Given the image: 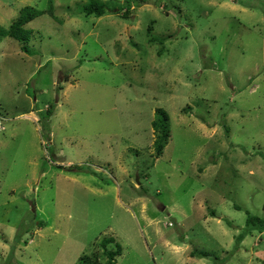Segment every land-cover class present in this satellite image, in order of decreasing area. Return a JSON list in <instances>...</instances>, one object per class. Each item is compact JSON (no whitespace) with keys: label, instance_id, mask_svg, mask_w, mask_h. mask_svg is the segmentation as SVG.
I'll return each mask as SVG.
<instances>
[{"label":"rangeland","instance_id":"374dc122","mask_svg":"<svg viewBox=\"0 0 264 264\" xmlns=\"http://www.w3.org/2000/svg\"><path fill=\"white\" fill-rule=\"evenodd\" d=\"M89 1L0 0V264H264V0Z\"/></svg>","mask_w":264,"mask_h":264},{"label":"trees","instance_id":"16d2710c","mask_svg":"<svg viewBox=\"0 0 264 264\" xmlns=\"http://www.w3.org/2000/svg\"><path fill=\"white\" fill-rule=\"evenodd\" d=\"M140 2L144 3L145 1ZM106 7V2H102L100 0H90L82 6V10L87 15L96 14L97 16H102L106 12ZM44 13V10H40L33 6L27 5L21 9L18 18H16V20H14L10 24L9 28H4L0 25V35L10 36L17 39L19 42L22 43V49L24 51L32 53V50L29 47V42L31 40L33 31L29 28H26L25 25ZM48 13L51 16H54L52 6L48 8ZM130 14L132 15V9L131 7H128L126 10H124L123 16L124 18H130ZM52 109L53 106H50V110L48 109L45 114H42L43 119H48L53 114ZM152 126L155 131L154 148L156 151V156L158 157L163 153V150L167 145L171 135L170 115L168 111L162 107H157L155 109V118L152 121ZM213 214L214 212L212 213V215ZM247 214V226L256 225L257 223L264 221L263 218L256 215H252L250 212H248ZM245 236L246 234L243 231L237 235V245L234 248L235 250L238 248V243H240ZM114 241L115 239L113 237L105 238L102 241V245H104L105 247L104 252L107 257L105 264H117L116 257L119 256L122 252V246L118 242L116 243V249L108 248V244ZM202 254L203 256L207 255V253L205 252H202Z\"/></svg>","mask_w":264,"mask_h":264}]
</instances>
